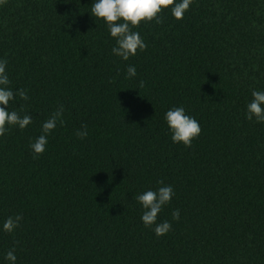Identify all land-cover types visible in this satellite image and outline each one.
<instances>
[{
  "label": "trees",
  "instance_id": "1",
  "mask_svg": "<svg viewBox=\"0 0 264 264\" xmlns=\"http://www.w3.org/2000/svg\"><path fill=\"white\" fill-rule=\"evenodd\" d=\"M94 3L0 5V59L29 97L8 110L32 117L0 136V264L12 249L15 264H264V122L247 119L264 91V0H193L181 20L167 8L133 28L147 48L128 60ZM60 105L63 124L36 156ZM173 107L201 126L190 148L171 139ZM166 185L157 223L172 230L158 237L136 196Z\"/></svg>",
  "mask_w": 264,
  "mask_h": 264
},
{
  "label": "clouds",
  "instance_id": "2",
  "mask_svg": "<svg viewBox=\"0 0 264 264\" xmlns=\"http://www.w3.org/2000/svg\"><path fill=\"white\" fill-rule=\"evenodd\" d=\"M7 0H0V5L5 4ZM193 0H95L91 7V14L98 19H103L110 31V34L116 40V46L112 52L121 57L123 60H128L129 57L138 54V51H144L147 44L142 39L139 32L133 31V28L139 27L143 23L155 20L157 23H162L161 13L171 8L172 15L181 20L185 12L190 9ZM7 61L0 59V136H3L9 126H18L20 129H25L32 123L30 115L21 117L16 111H9L8 106L10 101H13L18 95L23 100H28L27 91L18 89L15 92L9 87L11 81L6 72ZM129 78L136 76L135 66L127 67ZM139 87H144V82H139ZM252 101L247 105V119L257 122H264V91H253ZM64 106L60 107L47 119L42 125L43 134L40 135L31 145L36 156L43 154L48 143L47 135L50 134L56 127L57 123L63 124ZM167 125L172 132V141L174 143H182L185 147H191L194 139H197L201 134V126L199 122L190 115L185 113L183 107H173L165 114ZM76 135L80 139L87 137V126H83L82 130H77ZM158 184L163 185V181H158ZM174 190L171 185L161 186L157 191L148 190L136 196V200L142 205L143 215L141 220L145 227L153 228L156 236H163L172 230V225L168 221L157 223L158 215L163 207L171 203ZM174 220H179V209L172 213ZM23 219L22 215L8 217L3 223V230L12 233L20 225ZM11 264H15L16 256L14 249L9 250L5 257Z\"/></svg>",
  "mask_w": 264,
  "mask_h": 264
}]
</instances>
